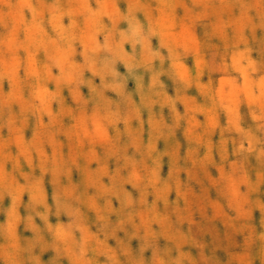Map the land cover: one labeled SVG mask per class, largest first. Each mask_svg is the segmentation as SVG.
<instances>
[{
	"label": "clouds",
	"instance_id": "clouds-1",
	"mask_svg": "<svg viewBox=\"0 0 264 264\" xmlns=\"http://www.w3.org/2000/svg\"><path fill=\"white\" fill-rule=\"evenodd\" d=\"M0 264H264V0H0Z\"/></svg>",
	"mask_w": 264,
	"mask_h": 264
},
{
	"label": "rangeland",
	"instance_id": "rangeland-1",
	"mask_svg": "<svg viewBox=\"0 0 264 264\" xmlns=\"http://www.w3.org/2000/svg\"><path fill=\"white\" fill-rule=\"evenodd\" d=\"M155 43V42H154ZM121 71H123V69L121 68ZM129 87L131 88L132 87V84L130 83Z\"/></svg>",
	"mask_w": 264,
	"mask_h": 264
}]
</instances>
